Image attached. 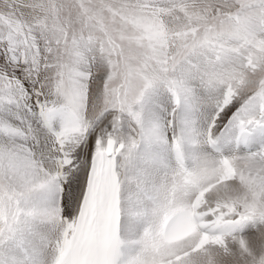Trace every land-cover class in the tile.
I'll return each mask as SVG.
<instances>
[{"label":"snow or ice","instance_id":"1","mask_svg":"<svg viewBox=\"0 0 264 264\" xmlns=\"http://www.w3.org/2000/svg\"><path fill=\"white\" fill-rule=\"evenodd\" d=\"M49 247L264 264V0H0V264Z\"/></svg>","mask_w":264,"mask_h":264},{"label":"bare ground","instance_id":"2","mask_svg":"<svg viewBox=\"0 0 264 264\" xmlns=\"http://www.w3.org/2000/svg\"><path fill=\"white\" fill-rule=\"evenodd\" d=\"M161 96L163 97V102L167 103L166 97H164L163 95H161ZM160 102L161 101L158 99V97L152 98L148 102L146 114L148 116H152L154 114V112H155V108L156 107H158L159 113H160V111H161V108H159V107H161L160 106ZM152 104H153V106H151ZM157 105H159V106H157ZM165 105H167V104H165ZM50 230H52V235L54 236L55 235V230L52 228V226H50ZM2 255H3V257L7 256V249L4 250V253ZM54 255H55L54 250L51 247L46 248V249H42V259L39 262V264H50V262L52 261Z\"/></svg>","mask_w":264,"mask_h":264},{"label":"rangeland","instance_id":"3","mask_svg":"<svg viewBox=\"0 0 264 264\" xmlns=\"http://www.w3.org/2000/svg\"><path fill=\"white\" fill-rule=\"evenodd\" d=\"M158 99L161 101L160 102V106H166L165 104H167V103H164L163 102V97L162 96H158ZM151 106H153V104ZM157 106H159V105H157ZM159 108H161V107H159ZM154 113H157V114H160L161 113V114H163L161 111L159 113L158 107L155 108V112Z\"/></svg>","mask_w":264,"mask_h":264}]
</instances>
